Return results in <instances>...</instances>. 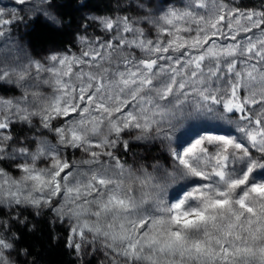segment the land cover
<instances>
[{"label": "snow or ice", "instance_id": "obj_1", "mask_svg": "<svg viewBox=\"0 0 264 264\" xmlns=\"http://www.w3.org/2000/svg\"><path fill=\"white\" fill-rule=\"evenodd\" d=\"M61 7L0 6V264L32 254L25 211L78 264H264V0H135L42 56L13 36Z\"/></svg>", "mask_w": 264, "mask_h": 264}, {"label": "trees", "instance_id": "obj_2", "mask_svg": "<svg viewBox=\"0 0 264 264\" xmlns=\"http://www.w3.org/2000/svg\"><path fill=\"white\" fill-rule=\"evenodd\" d=\"M57 5H63L58 10L67 13V20L72 21L71 28H65L63 31L57 32L49 28L44 22L43 18L35 21L29 20L27 17L24 24L13 25V36L20 39V42L26 45L33 55L39 53L40 56L45 53L42 49L51 45H62L65 41L72 40V33L76 26L82 22V17L88 15H110V14H124L119 9L126 10L127 14L134 15L137 12L135 7V0H119V8L117 0H55ZM243 5L248 7L256 6L259 0H241ZM81 4H87V7L81 8ZM179 6V0H177ZM67 20L65 22H67ZM90 34H97L94 27L89 28ZM39 58V57H37ZM19 94L16 89L6 91L0 89V95ZM131 162V157H127ZM23 216H28L29 222L36 225L34 232H29L26 227L14 223L13 228L20 234V239L17 242V249L28 248L31 255L24 257H16L19 264H31L34 259L39 261V264H78L76 257L69 249L65 248V239L67 236L66 225L56 223L49 224L50 217L45 214L43 217L37 219L31 215L30 211H25ZM53 236H58V240H53ZM91 264H96V259L93 258Z\"/></svg>", "mask_w": 264, "mask_h": 264}, {"label": "rangeland", "instance_id": "obj_3", "mask_svg": "<svg viewBox=\"0 0 264 264\" xmlns=\"http://www.w3.org/2000/svg\"><path fill=\"white\" fill-rule=\"evenodd\" d=\"M12 4V0H0V6H4V5H7V6H11ZM97 30V35H99V29H96ZM80 153H77V156H79ZM48 216L50 217V214H48Z\"/></svg>", "mask_w": 264, "mask_h": 264}]
</instances>
